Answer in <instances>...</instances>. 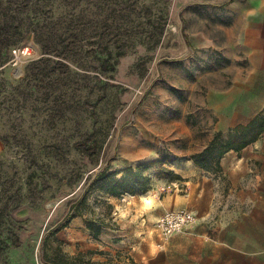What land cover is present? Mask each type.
<instances>
[{"label":"rangeland","instance_id":"374dc122","mask_svg":"<svg viewBox=\"0 0 264 264\" xmlns=\"http://www.w3.org/2000/svg\"><path fill=\"white\" fill-rule=\"evenodd\" d=\"M224 14L186 0H0V33L17 39L12 47L31 48L16 63L11 50L0 65V137L17 134L22 145L7 149L0 139V153L21 172L15 156L25 157L34 178L0 264H47L43 238L108 161L110 172L155 159L173 169L209 143L211 104L239 62L221 50ZM146 173L147 192L93 189L85 215L49 238L47 254L82 251L100 264H131L133 247L156 245L164 237L158 218L126 244L118 236L128 228L120 216L155 205L145 193L157 200L158 190L168 191L172 178L156 167ZM87 216L108 221L98 238Z\"/></svg>","mask_w":264,"mask_h":264},{"label":"crops","instance_id":"0c3cea01","mask_svg":"<svg viewBox=\"0 0 264 264\" xmlns=\"http://www.w3.org/2000/svg\"><path fill=\"white\" fill-rule=\"evenodd\" d=\"M186 1L222 8L227 41L221 50L229 60L239 61L230 69L231 83L222 85L211 104L217 121L210 142L217 132L227 138L238 125L264 117V0ZM173 170L180 178L164 186V196L158 190L157 200L153 192L155 205L119 215L128 223L119 230L120 241L136 239L144 224L169 211L188 208L198 220L156 245L148 239L143 249L133 247L135 263L264 264V129L243 148L229 150L217 169H205L191 158Z\"/></svg>","mask_w":264,"mask_h":264},{"label":"trees","instance_id":"16d2710c","mask_svg":"<svg viewBox=\"0 0 264 264\" xmlns=\"http://www.w3.org/2000/svg\"><path fill=\"white\" fill-rule=\"evenodd\" d=\"M188 40V39H187ZM17 39L6 32L0 33V65L8 60V54L14 48L12 47ZM189 43V42H188ZM21 46V45H19ZM189 46L192 48L191 44ZM264 129V117H256L249 125H238L234 132L230 133L227 138L222 132H217L207 147L196 153L192 159L205 169H217L220 167L222 157L231 149H241L248 143L254 141ZM16 135L7 133L0 137L7 149L12 147H21V143ZM4 152V151H3ZM17 155V154H16ZM114 155L112 159H114ZM17 161H21L24 168L21 172L16 161L7 164V158L0 153V250L9 244L11 237H4L7 229L15 226L13 213L22 204L24 185L31 189L34 178L32 173L26 172L32 168L28 160L23 156H15ZM161 159H155L137 165H130L122 170L110 172L111 161H108L93 177L83 194L69 207L68 212L63 219L52 227L43 238L42 253L43 259L47 264H100L92 258H88L82 251L75 256H69L67 253L59 251L56 256L48 255L46 248L48 240L59 231L67 227L73 219L78 216L85 215L83 208L87 204V200L91 191L100 188L105 193L114 197H123L126 194H137L139 192H147L152 188L151 177L146 173L150 168H159L160 174L165 173L170 178H180L173 169L164 167ZM123 173L121 177L118 174ZM110 209L113 208L108 203ZM85 224L91 234L98 238L105 227L109 226L108 221L103 217H85ZM92 253V252H91ZM131 264H136L132 258Z\"/></svg>","mask_w":264,"mask_h":264},{"label":"built area","instance_id":"2783aa9c","mask_svg":"<svg viewBox=\"0 0 264 264\" xmlns=\"http://www.w3.org/2000/svg\"><path fill=\"white\" fill-rule=\"evenodd\" d=\"M31 48L26 45L12 49L13 62L19 61L20 57L31 55ZM198 220V215L188 208H181L166 212L156 220V224L164 237L181 233L191 227Z\"/></svg>","mask_w":264,"mask_h":264},{"label":"bare ground","instance_id":"6f19581e","mask_svg":"<svg viewBox=\"0 0 264 264\" xmlns=\"http://www.w3.org/2000/svg\"><path fill=\"white\" fill-rule=\"evenodd\" d=\"M143 196H144V200H145V202H146L147 204L152 203L153 198H151V194L148 195L147 193H145Z\"/></svg>","mask_w":264,"mask_h":264}]
</instances>
